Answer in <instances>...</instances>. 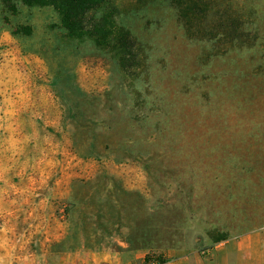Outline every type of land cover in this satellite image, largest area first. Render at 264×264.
<instances>
[{
  "label": "rangeland",
  "instance_id": "obj_1",
  "mask_svg": "<svg viewBox=\"0 0 264 264\" xmlns=\"http://www.w3.org/2000/svg\"><path fill=\"white\" fill-rule=\"evenodd\" d=\"M112 1L143 49L131 88L52 7L0 0V231L46 262L213 256L264 216V0H212L258 40L205 63L170 0Z\"/></svg>",
  "mask_w": 264,
  "mask_h": 264
},
{
  "label": "trees",
  "instance_id": "obj_2",
  "mask_svg": "<svg viewBox=\"0 0 264 264\" xmlns=\"http://www.w3.org/2000/svg\"><path fill=\"white\" fill-rule=\"evenodd\" d=\"M17 1L27 6L52 7L66 37L87 38L110 53L117 62L123 83L132 87L143 67V49L131 31L116 21L119 11L112 0H1L10 13L16 12ZM170 2L187 38L201 46L202 63L232 49L249 48L258 40L257 32L246 27L254 18L251 12L246 14L229 3H212V0Z\"/></svg>",
  "mask_w": 264,
  "mask_h": 264
},
{
  "label": "crops",
  "instance_id": "obj_3",
  "mask_svg": "<svg viewBox=\"0 0 264 264\" xmlns=\"http://www.w3.org/2000/svg\"><path fill=\"white\" fill-rule=\"evenodd\" d=\"M241 232L239 235L220 240L215 246L216 253L213 256L206 258L194 252L179 258L175 264H264V216L261 224L246 227ZM73 254L70 255L69 262L61 260V253L53 254V262H46V259L40 261L44 259L39 257L41 254L30 252L29 247L5 239L0 231V264H80L77 261L79 253ZM80 255L86 264H128L135 258L140 259L143 252L122 248L101 252L83 251Z\"/></svg>",
  "mask_w": 264,
  "mask_h": 264
}]
</instances>
